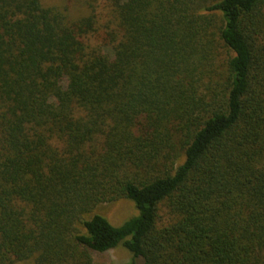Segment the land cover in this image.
Listing matches in <instances>:
<instances>
[{
    "label": "trees",
    "instance_id": "obj_1",
    "mask_svg": "<svg viewBox=\"0 0 264 264\" xmlns=\"http://www.w3.org/2000/svg\"><path fill=\"white\" fill-rule=\"evenodd\" d=\"M85 8L0 0V264H264V0Z\"/></svg>",
    "mask_w": 264,
    "mask_h": 264
},
{
    "label": "rangeland",
    "instance_id": "obj_2",
    "mask_svg": "<svg viewBox=\"0 0 264 264\" xmlns=\"http://www.w3.org/2000/svg\"><path fill=\"white\" fill-rule=\"evenodd\" d=\"M88 0H42L46 6L67 5L73 16L82 14ZM108 52L109 49L106 48ZM97 212L105 215L114 225H120L137 213L134 202L128 199H120L110 203H103L96 209ZM95 264H127L131 259V253L123 246H119L105 253L93 254ZM16 264H33L31 261L19 262Z\"/></svg>",
    "mask_w": 264,
    "mask_h": 264
}]
</instances>
